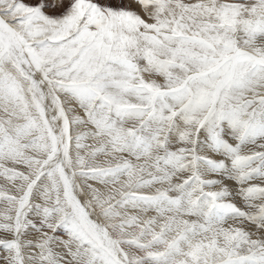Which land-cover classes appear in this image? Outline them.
I'll return each instance as SVG.
<instances>
[{
  "label": "snow or ice",
  "instance_id": "1",
  "mask_svg": "<svg viewBox=\"0 0 264 264\" xmlns=\"http://www.w3.org/2000/svg\"><path fill=\"white\" fill-rule=\"evenodd\" d=\"M0 112V264H264V0H0Z\"/></svg>",
  "mask_w": 264,
  "mask_h": 264
},
{
  "label": "rangeland",
  "instance_id": "2",
  "mask_svg": "<svg viewBox=\"0 0 264 264\" xmlns=\"http://www.w3.org/2000/svg\"><path fill=\"white\" fill-rule=\"evenodd\" d=\"M31 2H35V0H31ZM186 2H188V0H186ZM51 14V13H50ZM80 114H82V113H80ZM0 118H6V117H4L3 116V113L2 112H0ZM90 127V126H89ZM82 130V129H81ZM75 131L76 130H74V132H73V135H75ZM86 144H88V145H93L94 144V141L93 140H91V139H88V140H86V141H84ZM262 143H264V141H260V140H258L257 141V144L256 145H249L247 148H245L243 151H244V153L245 154H247V153H250L251 151H264V149H261V148H259V144H262ZM73 147H74V142H73ZM103 156H101V157H99V159H98V161L97 162H100V161H103L104 159H105V157H103ZM102 158V159H101ZM134 163H136V161H133ZM142 162V161H141ZM5 167H13V165L11 164V163H7V164H5L4 165ZM16 168H17V170H19V171H24V167L23 166H21V165H17V166H15ZM253 167H255V164L253 165ZM145 178L147 179L148 177L147 176H145ZM121 179H123L122 177H121ZM92 180L91 179H88L87 181H86V183L87 184H91L90 182H91ZM79 182H81L79 179H78V183ZM89 182V183H88ZM175 182V181H174ZM255 183L256 182H258V181H254ZM257 184V183H256ZM0 187H8V188H10L11 187V185L8 183V181L3 177V176H0ZM157 187H160V185H154L153 186V188L151 189V190H153V191H151V192H154L155 191V188H157ZM100 188H101V190H104L103 189V186L101 185L100 186ZM146 190H148V189H146ZM213 190H215V189H213ZM144 191V190H143ZM0 203H2V202H0ZM255 211V210H254ZM150 213H154V212H150ZM152 215V214H151ZM252 238H255V237H252Z\"/></svg>",
  "mask_w": 264,
  "mask_h": 264
},
{
  "label": "bare ground",
  "instance_id": "3",
  "mask_svg": "<svg viewBox=\"0 0 264 264\" xmlns=\"http://www.w3.org/2000/svg\"><path fill=\"white\" fill-rule=\"evenodd\" d=\"M103 158V157H102ZM101 158V159H102ZM123 178V177H122ZM209 178H213V177H209ZM254 181H258V182H256L257 184H259L260 186H262V187H264V181H262V180H260V179H252V180H250V181H248L247 183H245L244 185H236L234 182H228L229 184H230V186H233V187H236V188H240V187H244V188H246V187H249L250 185H252V184H256ZM176 182V181H175ZM89 183V182H88ZM91 185L93 186V187H97V188H100V184L97 182V181H95V180H92L91 182ZM145 192H149V190H144ZM151 191H153V190H151ZM229 200L231 201V202H233V203H235L236 205H237V207H240L242 210H244V211H253L254 212V210L255 209H248L246 206H245V201L243 200V198L242 197H240V196H235V194H233V196L232 197H229ZM262 202H264V201H261V200H254V201H251L250 203H253V204H259V203H262ZM151 214L152 215H155V213H148V214H146V215H148V216H151ZM246 224H247V222H245ZM228 224H233V221H231V220H229L228 221ZM228 224H226L225 226L227 227L228 226ZM259 235V233H254L253 235H252V237H257ZM67 259H70L69 257H65V260H67Z\"/></svg>",
  "mask_w": 264,
  "mask_h": 264
}]
</instances>
